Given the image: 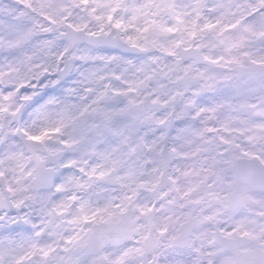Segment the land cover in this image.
Segmentation results:
<instances>
[{
	"label": "snow or ice",
	"instance_id": "obj_1",
	"mask_svg": "<svg viewBox=\"0 0 264 264\" xmlns=\"http://www.w3.org/2000/svg\"><path fill=\"white\" fill-rule=\"evenodd\" d=\"M0 264H264V0H0Z\"/></svg>",
	"mask_w": 264,
	"mask_h": 264
}]
</instances>
